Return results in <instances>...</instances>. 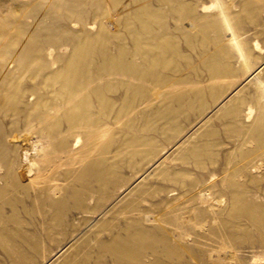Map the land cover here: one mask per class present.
I'll return each instance as SVG.
<instances>
[{"label":"bare ground","instance_id":"obj_1","mask_svg":"<svg viewBox=\"0 0 264 264\" xmlns=\"http://www.w3.org/2000/svg\"><path fill=\"white\" fill-rule=\"evenodd\" d=\"M201 1L0 0V264L264 257V0Z\"/></svg>","mask_w":264,"mask_h":264},{"label":"rangeland","instance_id":"obj_2","mask_svg":"<svg viewBox=\"0 0 264 264\" xmlns=\"http://www.w3.org/2000/svg\"><path fill=\"white\" fill-rule=\"evenodd\" d=\"M213 0H202L201 2L202 3H204V4H207V5H210L211 4V2H212ZM217 12V10L215 9V10H213V13H216ZM192 24V21L191 20H186V22H184V27L185 28H189V29H191L192 28V30H194L193 29V26L191 25ZM190 25V26H189ZM187 28V29H188ZM186 29V30H187ZM249 250V251H248ZM248 250H245V256H244V259H242L241 261L242 262H245V261H249V259L252 257V255H255L256 257H261L262 255H264V248H260V247H256V248H254V249H248ZM248 251V252H247ZM250 252V253H249ZM248 255H247V254ZM247 255V256H246ZM227 259H228V257L226 256L225 258H223V259H218V258H214L213 256H211V257H209V261L210 262H213V261H215L217 264H224L225 262H227ZM263 259V260H262ZM253 264H264V257H261L260 259H258L256 262H254Z\"/></svg>","mask_w":264,"mask_h":264}]
</instances>
